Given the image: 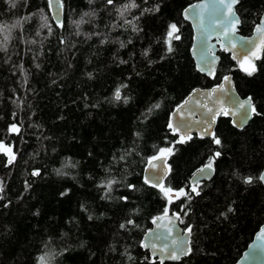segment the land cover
Here are the masks:
<instances>
[{"label": "trees", "instance_id": "1", "mask_svg": "<svg viewBox=\"0 0 264 264\" xmlns=\"http://www.w3.org/2000/svg\"><path fill=\"white\" fill-rule=\"evenodd\" d=\"M193 1L136 0L142 8L159 3L161 11L142 16L133 31L106 0H60L63 27L51 20L47 0H14L15 8L0 0V24L13 37L8 51H0V140L16 156L6 166L0 153V264H40L41 256L46 264H147L140 239L165 206L192 231L191 252L163 264H235L264 220L258 179L264 167V46L252 76L235 69L223 51L214 78L200 74L189 53L190 26L181 17ZM126 2L117 0V6ZM263 8L264 0H240V34L251 32ZM135 15L138 9L126 18ZM17 20L22 26L13 28ZM171 23L181 38L169 53L164 39ZM229 71L237 93L251 97L259 114L241 130L220 114L214 132L222 147L195 135L177 144L163 181L173 189L189 190L191 174L212 152L222 155L211 178L200 181L201 195L167 204L143 182L142 170L159 148L178 139L166 127L172 108L192 88L211 86ZM10 123L22 124L20 135L8 134ZM35 169L40 176L31 175ZM112 179L118 183L107 193L101 185ZM127 219L135 226L120 229Z\"/></svg>", "mask_w": 264, "mask_h": 264}, {"label": "water", "instance_id": "2", "mask_svg": "<svg viewBox=\"0 0 264 264\" xmlns=\"http://www.w3.org/2000/svg\"><path fill=\"white\" fill-rule=\"evenodd\" d=\"M47 4L51 20L57 24L56 17L59 16V20L62 22L63 9L60 0H51V7H49V0H47ZM217 5L218 0H196L187 4L181 10L182 19L189 24L191 29L189 53L195 70L205 75L210 80L214 78L219 61L218 51H223L225 54H228L231 61L234 62V68L245 72L241 67V63L245 61L246 57L250 58L253 51H257V54L260 56L264 46L261 37L255 30L256 25L264 18V8L248 35H242L238 32L240 24L233 35L231 30L228 31V34H225V29L228 27L226 22L224 24H218L221 14L217 11ZM248 41H251L252 44H245V42ZM232 44L236 46L232 47ZM213 58H215L214 64L211 63ZM256 61L257 60H253L252 62L256 64ZM201 67L206 70L200 71ZM244 67H248V64L244 63ZM209 72L213 74L209 75ZM225 76L229 77V81L224 80ZM221 85H223L222 91L220 90ZM214 88L217 89V91L209 96V93L212 92ZM248 98L249 96L241 97L237 93L234 87L232 74L229 71L217 83L211 86H196L192 88L183 99L172 108L168 115L167 125L169 121H171L174 126H179L180 135L190 134L200 138L203 128L207 126V122H211L212 116L215 115L216 117L215 122L212 123V131H214L217 117L223 114L229 119V123L233 128L241 130L251 120L254 114L251 113L248 106H246L247 111L245 108H240V104ZM209 109L212 111L209 112ZM225 112L228 114L225 115ZM176 136L178 137V135ZM205 138L210 137L205 136ZM149 160L142 170L143 182L145 178H148L153 183H163L167 175L164 162L154 161L157 167L153 169L149 165ZM261 174H264V167L258 179ZM197 179L200 181L209 180L202 178L198 174V169L189 177V183L191 184ZM259 181L264 187V181L260 179ZM159 216H163V213ZM177 217V214L169 212L168 216L157 221V223H153V218L150 222V226L142 234L140 247L148 253L147 264H152L155 261L158 263H161V261L176 262L180 258L186 256L180 253V249L182 247L189 248L190 233L180 227L179 218ZM262 227H264V220L253 233L250 241L240 253L235 264H264V241H258L256 239ZM143 245H147V247ZM162 249L164 250L162 251ZM173 250L176 251L179 257L178 259L170 258Z\"/></svg>", "mask_w": 264, "mask_h": 264}, {"label": "snow or ice", "instance_id": "3", "mask_svg": "<svg viewBox=\"0 0 264 264\" xmlns=\"http://www.w3.org/2000/svg\"><path fill=\"white\" fill-rule=\"evenodd\" d=\"M8 3L10 4V6L12 8L16 7V3L14 2V0H8ZM144 4L148 3V0H143ZM240 3V0H218V5L216 6L217 11H219L220 18L218 20V24H224L225 22L227 23L228 27L225 29V34H228V31L231 30L232 34H235V30L238 27V25L240 24V18L239 16H237L236 14V5H238ZM106 4L108 6H112L113 8H115V10L118 12L121 20L123 21L124 25H130L133 29V31H138V27L136 24V21H138L142 16L152 13H159L161 11V5L159 3L155 4L154 7H141L140 4H138L136 2V0H128V2L123 3L121 6H117V0H106ZM49 7H51V0H49ZM62 7V5H61ZM133 9H138L139 10V15H135L133 17L132 20H129L126 18V13L131 12ZM85 15H89V13H85ZM28 19V18H25ZM57 19V26L58 27H63L62 22H60L59 20V16L56 17ZM83 21H77L74 22L77 24V26H79L80 23H82ZM22 26V22L21 20H17L16 23L12 26L13 28L15 27H21ZM256 32L259 34V36L261 37V41L262 43H264V18L261 19L260 23L258 25H256ZM11 31L12 29L9 28L7 25H3L0 24V37H2V39H0V51L3 52H7L8 51V45L11 42V40L13 39V37L11 36ZM179 33V28L178 25L176 23H171L169 25H167L166 28V33H165V39H164V43H166L167 45V52L171 53L173 51V47H172V42L178 41L180 40V35ZM49 34H51V28H49ZM37 35H39V33H37ZM30 43L35 44L36 41L32 40L30 41ZM245 44H252L251 41L245 42ZM121 47H124L125 45L123 43H121L120 45ZM235 44H232V47H235ZM210 51V50H209ZM145 55H147V52L144 53ZM10 59V57H9ZM261 59V57L257 54V51H253L251 57H246L245 61L241 63V67L243 68V70L247 73V75L252 76L256 71L257 68L255 66V64L252 62L253 60H258ZM123 63V61H122ZM211 63H215V58L212 59ZM244 63L248 64V67H244ZM37 68L40 67L39 64L36 65ZM206 69L201 67L200 71H205ZM20 71L21 73L24 75V82L27 83V74L24 73V69H23V65H20ZM213 73L209 72V75H212ZM91 75V74H89ZM225 81H229V77L225 76L224 77ZM126 87V86H125ZM220 90H223V85L220 86ZM217 91V89H212V92L209 93V96L212 95V93H215ZM115 99L116 100H120L121 99V93H120V89H117L115 92ZM125 103L127 102V99H125L124 101ZM13 103H16V100H13ZM246 106H248V108H250L251 113L254 114H259L256 111V107L255 105L252 104V98L249 97L247 100H245L242 104H240V108H245L247 111ZM17 107H20V104H17ZM155 108H159L160 104L157 103L154 105ZM149 111H151V109H149ZM209 112H211L212 110L209 109ZM225 115H227L228 113L225 112ZM12 117L13 119L16 118V113L13 112L12 113ZM215 115L212 116L211 118V122H207V126L205 128H203L202 133L200 135V139H204L205 136L210 137L212 143L217 146V147H222V140L220 137H218L214 131H212V123L215 122ZM21 127L22 124L20 123H10L7 126V132L9 135H20L21 134ZM168 129L174 134V135H178V139L174 142H172V144L168 147H161L158 150V153L154 156L151 157V159L149 160V165L151 168H156L157 165L154 163V161H163L165 168L167 169L168 172L171 171L170 166L167 165V158L174 155L175 152V148L177 144H185L189 141H191L193 139V137L190 134H185V135H180L179 134V126H174L173 123L171 121H169L168 125H167ZM0 153H4L8 156V160H7V165H11L15 159L16 156L14 154L13 148L11 146L6 145L2 140H0ZM222 155L221 151L216 150L214 152H212L211 156L208 158V162L206 164H204L202 167H200L198 169V174L205 179H210L211 178V174L215 171V161L216 159H218L220 156ZM120 159H123V157H121ZM59 173V170H57ZM32 176H40L41 172L39 169H35L32 171L31 173ZM259 179L261 181H264V174H261ZM253 178L252 177H245L243 178V182L245 184H251L252 183ZM118 183L116 180L112 179L109 180L107 182L106 185H101L102 188H106L107 193H110L113 189V185ZM145 184H149L151 187L153 188H157L159 190L160 193L163 194V197L165 198V200L167 201V204H171L174 202V200L176 199H180V198H184L186 200H191L192 196H199L201 195V184H200V180L197 179L195 181H193L190 185H189V190H185V188H179V189H173L172 187H165L163 183H153L151 182L148 178H145L144 180ZM27 187V184H26ZM130 189H134L135 186L134 185H129ZM4 191L3 188V181L0 180V193H2ZM61 195H67V192H63L61 193ZM0 199H3L2 196H0ZM120 199L122 200H127L128 198L126 196H122L120 197ZM234 209L232 207H228L227 212H233ZM169 214V208L168 206H165L163 209V216H157L153 219V223H157V221L163 219L164 217L168 216ZM221 216L225 217L227 216V214L225 212H221L220 214ZM92 217L89 216V219H91ZM179 218V217H177ZM129 226H135V222L132 219H127L124 223H121L119 225V228L124 230L127 229ZM192 228L191 226H189L187 228V232L191 233ZM256 239L258 241H264V227H262L260 229L259 234L257 235ZM144 247H147V245H143ZM164 249H162L163 251ZM191 252L190 248H181L180 249V253L182 255H188ZM171 259H178L179 257L177 256V253L175 250H173V252L170 255ZM40 260V264H46L45 262V256H41L39 258ZM161 264H163V262L161 261Z\"/></svg>", "mask_w": 264, "mask_h": 264}]
</instances>
